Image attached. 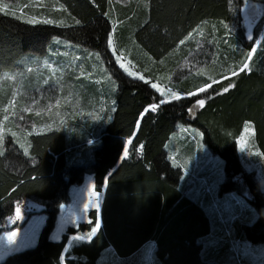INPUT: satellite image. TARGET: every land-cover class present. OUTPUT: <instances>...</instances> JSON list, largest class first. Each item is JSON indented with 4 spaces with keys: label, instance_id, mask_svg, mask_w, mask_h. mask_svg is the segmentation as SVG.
<instances>
[{
    "label": "trees",
    "instance_id": "trees-1",
    "mask_svg": "<svg viewBox=\"0 0 264 264\" xmlns=\"http://www.w3.org/2000/svg\"><path fill=\"white\" fill-rule=\"evenodd\" d=\"M245 1L143 0L118 11L122 21L117 27L118 43L126 50L133 40L135 51L131 54L137 59L143 55L146 63V55L155 61L165 60L154 68L150 65L151 73L146 71L160 81L177 70L176 62L189 51L178 45L202 23H208L202 26V49L209 48L204 66L220 81L209 82L208 91L200 96L164 103L149 81L127 76L112 62L106 46L112 30L110 0H55L63 5L66 26L32 25L0 14V74L19 69L20 62L30 61L28 56L43 54L56 37L100 53L115 82L112 109L98 131L97 145L80 164L70 163V141L61 131L30 134L28 155L7 140L4 153H0V228L12 215L15 203L23 199L42 204L46 219L34 247L8 255L0 264H98L107 247H112L115 256L127 258L148 241L154 243V257L160 264H218L202 257L200 239L209 233L210 219L202 205L183 192L181 170L171 164L165 148L177 124L187 121L203 132V144L224 161L221 190L240 191L238 176V181L248 185L250 203L259 219L244 228V235L252 243H264V215L260 214L264 199L244 172L235 146L244 123L250 122L255 146L264 157V43L261 41L248 63L252 70L239 71L244 57L235 49L239 43L243 47L245 38L231 31H241ZM253 1L264 8V0ZM260 17L262 22L264 14ZM76 19L80 25L75 24ZM193 44L194 40L190 41ZM253 46L247 41V53ZM232 62L238 75L224 77L226 65ZM229 84L235 87L223 92ZM197 85L195 80H182L179 93L195 91ZM197 99H204L205 105L197 106ZM150 103L159 107L145 113ZM196 108L189 120V111ZM85 174L92 176L96 191H103L99 210L89 211V222L67 227L60 240H50L59 207L69 199V187L80 183ZM97 217L101 227L91 240L69 246V235L89 231Z\"/></svg>",
    "mask_w": 264,
    "mask_h": 264
},
{
    "label": "rangeland",
    "instance_id": "rangeland-1",
    "mask_svg": "<svg viewBox=\"0 0 264 264\" xmlns=\"http://www.w3.org/2000/svg\"><path fill=\"white\" fill-rule=\"evenodd\" d=\"M141 1L143 0H110L109 21L112 27L113 46L109 47L107 42L106 46L115 66L129 76L124 68L120 67L123 63L129 72L138 73L136 79L144 76L142 81H149L150 87L154 83L159 84L162 91L151 88L158 94L162 103L176 100L171 98L172 93L179 97L188 96L179 93L178 87L182 80H195L198 82V89H204L205 85L211 86L209 82L220 81L213 78V72L204 66V58L206 59L209 48L202 49L205 36L203 27L208 23H202L178 45L180 48L185 46L189 51H186L184 58L176 62L179 66L167 80L153 79L149 73H146V71L152 72L150 65L154 68L166 61H155L146 55L147 64L146 59L141 55L137 57L144 62H138V59L131 54L132 50L135 51V42L132 40L130 48L125 50V45H120L117 40V27L122 25L117 15L118 11L122 12L123 6L133 2L141 4ZM2 4H7L8 8L0 14L24 22L31 17L47 18L56 21L54 25L66 26L61 7L55 0H0V5ZM263 9L259 1H245L241 8L242 26L239 27L241 31L236 28L231 30L236 37L241 33L245 38L243 47L242 43H239L235 49L241 54V58L244 57L242 65L252 63L255 50L261 41L264 43V18L262 22L259 21L260 16L264 14ZM212 30H215V27ZM192 40L194 44L190 45ZM247 41L254 43L248 53ZM97 53L81 46L77 47L67 40L53 38L43 54L28 56L27 59L30 61L23 62L22 65L20 62L19 69L0 74V128L4 131V140L0 142L1 154L4 153L9 139L21 149L23 154L28 155L30 134L57 130L63 132L70 141L71 164H80L83 157L90 155L91 148L97 145L98 131L112 109L111 94L113 89L115 91L114 79L102 55L98 53V59ZM117 55L121 56L120 62L116 60ZM249 55L252 57L250 61ZM45 59L48 61V67L44 66ZM233 60L234 58L230 59ZM233 67H235L233 62L226 65L224 77L231 76L232 72L236 71ZM53 69L57 71L53 72ZM44 80H48L49 84L45 85ZM57 80L59 84L56 83ZM198 89L187 92L198 96L205 93L198 92ZM5 94L8 95L5 97ZM197 110L198 108L189 111V120ZM5 116L8 117L7 120L4 119ZM241 138L244 141L243 146L240 143ZM235 146L244 172L250 175L252 184L257 188V195L264 199V187L260 186V182L264 183V157L255 146L250 122L244 123ZM25 148L28 149L27 152L24 151ZM166 151L171 164L181 170L180 184L183 192L200 203L210 219V231L200 239L202 257L218 264H264V243H252L244 235V228L259 219V213L250 203L252 193L247 184L244 186L238 181L239 176L236 182L240 191L221 190L225 181L224 161L211 153L203 144V132L190 121L178 123L166 143ZM92 190L95 189L90 174H85L80 183L69 187V199L59 211L55 227L49 236L50 240H60L61 234L67 227H76L78 223L89 222V211L97 212L99 209L91 206L97 202V197L90 196ZM96 192L100 207L103 193ZM18 204L22 214L21 218L15 219ZM85 204H89L86 211ZM43 210V205L32 199H23L15 203L12 215L4 219L0 228V262L8 255L36 245L46 218ZM89 231L69 236V246L88 242V239L80 240L73 237L77 235L86 237ZM7 232L17 233L12 242H9ZM153 248L154 243L147 242L137 253L127 258H119L114 255L111 247H107L101 253L98 264H160L154 257Z\"/></svg>",
    "mask_w": 264,
    "mask_h": 264
},
{
    "label": "snow or ice",
    "instance_id": "snow-or-ice-1",
    "mask_svg": "<svg viewBox=\"0 0 264 264\" xmlns=\"http://www.w3.org/2000/svg\"><path fill=\"white\" fill-rule=\"evenodd\" d=\"M7 8H8V5L7 4L0 5V12L5 11ZM61 9H63V5H61ZM104 15L105 16H108V13L105 12ZM21 18H23V17H21ZM26 22L29 23V24H32V25H35L37 23H45V24H54V23H57L56 21H54L52 19H47V18L46 19H37L36 17H31V18L27 19ZM80 23H81V21L79 19H76L75 20V24L76 25H80ZM54 39H58V38L54 37ZM107 44H108L109 47H112L113 46V39H112L111 33L108 35ZM77 47H79V45H77ZM113 51H115V48L114 47H113ZM65 55H67V53H65ZM97 58L99 59V54L98 53H97ZM251 59H252V57H251V55H249L248 60L250 61ZM116 60H117V62H120L121 56L117 55L116 56ZM33 63H35V60H33ZM44 66L45 67H48L49 66L47 59L44 60ZM120 67L121 68H124L125 72H127L130 77H133V78L137 77L138 73H136V72H129L128 69L125 67V65L123 63L120 64ZM251 70L252 69L249 67V64L248 63H244L242 65V67L239 69V71H249V72ZM29 71H31V69H29ZM55 71H57V69H53V72H55ZM81 74L83 75V73H81ZM232 75L233 76H236V75H238V72L233 71L232 72ZM139 79L140 80H144V76H139ZM56 83L59 84V80H57ZM44 84L45 85H48L49 84V81L48 80H44ZM151 87L153 89L158 90V91H162V89L160 88V85L159 84H155L154 83V84L151 85ZM208 87H209V85H205V88L204 89H198V92H205V89L208 88ZM233 87H235L234 84H229L228 87L227 88H224L222 91L226 93L230 89H232ZM187 95L188 96H192L193 93L189 92ZM171 98H173V99H180V97L177 96L175 93H172ZM196 105L197 106H204L205 105V100L204 99H197L196 100ZM158 107L159 106L157 104L150 103L148 105V107L145 109V113H147V112H149L151 110H156ZM4 119L7 120L8 117L5 116ZM13 135H15V133H13ZM3 140H4V131H3L2 128H0V142H3ZM240 143H241V146H243V143H244L243 138H241ZM24 151L27 152L28 149L25 148ZM105 182H107V180ZM90 196L97 197V202L94 205H91V206L92 207L99 208V197H98V193L95 190H92L90 192ZM88 207H89V204H85L84 205L85 211L87 210ZM21 214H22L21 213V207L18 204L17 207H16L15 219L21 218ZM100 227H101V221H100V218L97 217V219L95 221V226L91 228V231H89L87 233V236L86 237L83 236V235H77V236H74L73 238L74 239H88V240H91V238L97 233V231L99 230ZM16 234H17L16 232H7L6 233V236L8 237L9 242H12L15 239Z\"/></svg>",
    "mask_w": 264,
    "mask_h": 264
},
{
    "label": "clouds",
    "instance_id": "clouds-1",
    "mask_svg": "<svg viewBox=\"0 0 264 264\" xmlns=\"http://www.w3.org/2000/svg\"><path fill=\"white\" fill-rule=\"evenodd\" d=\"M260 186H261V187H264V183H261V182H260ZM260 214H261V215H264V211H262ZM80 240H84V239H80Z\"/></svg>",
    "mask_w": 264,
    "mask_h": 264
},
{
    "label": "crops",
    "instance_id": "crops-1",
    "mask_svg": "<svg viewBox=\"0 0 264 264\" xmlns=\"http://www.w3.org/2000/svg\"><path fill=\"white\" fill-rule=\"evenodd\" d=\"M62 206H64V205H61V206H60V210L62 209V208H61ZM58 216H59V215H58ZM57 219H58V217H57ZM57 219H56V220H57ZM146 244H147V243H145L143 246H145ZM143 246H142V247H143Z\"/></svg>",
    "mask_w": 264,
    "mask_h": 264
}]
</instances>
